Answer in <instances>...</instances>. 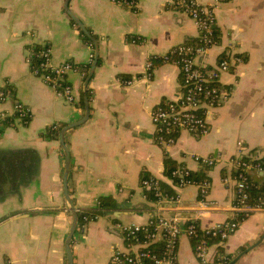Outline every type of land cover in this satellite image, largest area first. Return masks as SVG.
Listing matches in <instances>:
<instances>
[{"label": "crops", "instance_id": "1", "mask_svg": "<svg viewBox=\"0 0 264 264\" xmlns=\"http://www.w3.org/2000/svg\"><path fill=\"white\" fill-rule=\"evenodd\" d=\"M132 1L135 8L127 9L111 0H69L68 10L89 34L85 40L64 11L66 0H0V90L10 92L0 104V264H68L72 216L63 196L64 156L58 135L46 133L59 134L81 120L85 100L88 119L64 134L68 195L85 216L69 244L73 264H109L112 251L125 244L119 227L146 226L153 218L157 206L140 187L144 177L176 194L179 203L166 213L181 224L192 221L204 231L238 220L234 184L224 180L235 175L233 161L264 158V0H225L215 9V44L196 62L210 73L229 61L219 77L228 98L210 111L205 137L183 132L168 149L155 142L150 114L174 101L182 82L176 59L163 57L178 45L196 44L199 36L172 0ZM41 47L51 50L53 64L79 68L91 66L89 57L97 53L86 87L82 70L67 76L73 104L31 74L29 52ZM16 103L31 113L26 126L12 116ZM169 163L192 173L205 168L210 209L200 204L196 186L176 189L165 174ZM249 174L264 180L261 173ZM101 199L109 202L103 213ZM208 249L219 264H264V213L248 216ZM176 264H199L186 235L178 240Z\"/></svg>", "mask_w": 264, "mask_h": 264}, {"label": "built area", "instance_id": "2", "mask_svg": "<svg viewBox=\"0 0 264 264\" xmlns=\"http://www.w3.org/2000/svg\"><path fill=\"white\" fill-rule=\"evenodd\" d=\"M113 3L122 5L127 9L135 8L132 0H111ZM224 0H213V4L202 5L196 0H172L179 11L187 15L195 24L199 36L200 45L192 46L182 44L173 48L163 61L168 62L170 57L176 56L175 64L180 70L182 91L177 98L169 103L158 106L150 114L151 123L155 132V142L165 148H171L176 142L180 133H187L195 139L205 137L209 131L208 116L212 109L218 107L221 102L228 98V93L221 88L219 77L228 71L230 63L227 60L219 62L210 73L202 69L196 62L198 58H203L211 49L214 42L213 26L214 11ZM216 7V8H215ZM215 8V9H214ZM37 53L29 52L27 63L30 66L31 74L41 80L46 86L51 88L58 97L67 104L74 103V95L71 86L66 79L68 74L78 72L76 66L70 63L53 64L51 60V50L47 47L37 48ZM38 57L41 62L37 68L31 67V58ZM91 63L92 56L89 57ZM238 61V60H236ZM150 67V65L148 66ZM129 84V82H127ZM10 99V92L0 90V104H4ZM31 113L21 104L16 103L13 107V118L21 123H27L31 118ZM5 115H1L4 120ZM240 151V150H239ZM242 153V152H241ZM242 155V154H241ZM193 160L202 166H211L212 162L193 157ZM235 175L232 179H225L224 182L232 181L235 191V202L233 211L236 212L238 220L217 224L211 229L202 231L205 236L219 239V242L227 239L236 231L238 225L248 216L264 213V195L255 199L250 198L249 190L251 183L250 172H257L264 175V165L248 164L241 160L233 161ZM189 170L185 167L176 169L172 173L175 178L174 185L177 190H182L188 186H196L199 189L200 204L206 209H210L207 202L209 184L207 181L194 185L187 180ZM142 190H152L157 206L152 220L146 226H125L119 227L123 239L124 247L112 251L109 264H142V260H147L149 264H176L177 243L182 235H194L196 225H190L186 231L182 229L181 222L173 216L167 215V205H177V196L167 198L159 191L158 182L154 179L142 180L140 182ZM242 217L239 219V217ZM142 236V239L138 238ZM162 243L160 254L148 250L156 243ZM209 246L204 242L195 248V257L199 264H219L218 258L209 257ZM140 249H146L141 252ZM3 264H13L10 260H5Z\"/></svg>", "mask_w": 264, "mask_h": 264}, {"label": "trees", "instance_id": "3", "mask_svg": "<svg viewBox=\"0 0 264 264\" xmlns=\"http://www.w3.org/2000/svg\"><path fill=\"white\" fill-rule=\"evenodd\" d=\"M213 35H214V30H213ZM84 38H85V40H89L85 36H84ZM189 45L199 46L200 45V41L198 40L196 42V44L193 43V44H189ZM37 50L38 49L34 50L33 53L36 54ZM171 58L172 57H170V59ZM173 58L176 59V56H173ZM40 62H41V60L38 57L35 56V57L31 58L30 65L33 68H37V66L40 64ZM89 67L90 66H85L84 68L83 67L82 68L76 67L78 72H80L82 70L81 72H82L83 77H84L85 80H86V77H87V74H88ZM4 123H7V124L10 123L9 119H7ZM46 134H47L46 138L57 139L58 132L57 131L56 132L55 131H51V129H49ZM241 161L242 162H247L248 164H261V165H264V158L259 160V161L253 162V163L248 162L247 158H244ZM178 168H181V167L173 166L172 163H169L167 165V169H166L165 174H166V177L172 182L173 185L176 184L177 180L175 178H172V173ZM204 169H205L204 167H201V170L198 171L197 173L189 172V176L186 179L189 180V181H192L194 183V185H197L199 183H203V182L207 181V178L205 177V174H204V171H205ZM142 180H148V179L146 177H144ZM249 180H250V183H251V188L249 190L250 198L251 199H255V198L259 197V196H263L264 195V180H259L258 181L255 178H253L252 174L251 175L249 174ZM158 185H159V191L161 192V194L163 196H166L167 198L176 196V194H174L171 191V189L169 187H167L165 184H161V183L158 182ZM144 195H145V198H146L147 201H150V202H155L156 201V198L154 196V192L152 190H145L144 191ZM108 206H109L108 200L101 199L99 207H98L99 211H101V213H103L104 211H106ZM79 217H80V222H81V220L83 218H85V216H79ZM93 217L89 216L87 218H91L92 219ZM240 218H242V217L240 216ZM193 224L197 226V224L192 223V221L185 222L184 224H182V229L186 231V229L190 225H193ZM196 228L197 229H195L194 235L187 236L189 238V240H190V244H191V246L193 248V251L202 242L207 244V246H210V245H212L214 243H218L219 242V239H217V238H212L210 236H205L204 233L199 230L198 226ZM138 238L142 239V236L138 235ZM148 250L153 251V253L160 254V252L162 250V243H156L155 246H151L150 248H148ZM140 251L141 252H145L146 249H140ZM142 264H149V262L147 260H142Z\"/></svg>", "mask_w": 264, "mask_h": 264}, {"label": "water", "instance_id": "4", "mask_svg": "<svg viewBox=\"0 0 264 264\" xmlns=\"http://www.w3.org/2000/svg\"><path fill=\"white\" fill-rule=\"evenodd\" d=\"M68 2L69 0H66L65 4H64V11L66 12L67 16L71 19L72 22H74V24L80 29V31L87 37H89V34L87 33V31L85 30V28L82 26V24L79 22V20H77V18H75V16L68 10ZM96 62H97V53H95V57L94 60L90 66V69L88 71V75L86 77L85 83H84V87L87 86L90 78L92 77L93 71L96 67ZM85 104V114L83 116V118L71 125L65 126L64 128H62L59 131L58 134V142L59 145L61 147V150L63 152V156H64V163H65V170H64V175H63V180H62V185H63V196L65 201L68 204L69 207V212L71 213L72 216V221L69 227V231L67 234V238L65 241V254H66V258H67V262L68 264H73V260H72V256H71V252L69 249V244L71 242V239L76 231L77 225H78V220H79V214L77 213V210L75 209V206L73 204V201L69 198L68 195V191H67V177L69 174V168H70V164H69V153L67 151V148L64 144V134L75 128L78 127L80 125H82L87 119H88V107H87V100L84 101ZM165 208L167 209H172L174 208L173 206H166ZM236 262V260H233L230 264H234Z\"/></svg>", "mask_w": 264, "mask_h": 264}, {"label": "rangeland", "instance_id": "5", "mask_svg": "<svg viewBox=\"0 0 264 264\" xmlns=\"http://www.w3.org/2000/svg\"><path fill=\"white\" fill-rule=\"evenodd\" d=\"M212 1H213V0H212ZM224 1H225V0H224ZM224 1H223V2H224ZM223 2H222V3H223ZM211 4H213V2H212ZM209 5H210V4H208V6H209ZM215 8H216V7H215ZM215 8H214V9H215ZM214 12H215V11H214ZM186 16H187V15H186ZM213 16L215 17L214 14H213ZM187 17H188V16H187ZM188 18H189V17H188ZM189 19H190V18H189ZM190 20H191V19H190ZM214 20H215V19H214ZM191 21H192V20H191ZM192 22H193V21H192ZM193 23H194V22H193ZM181 45H182V44H181ZM178 46H179V45H178ZM176 47H177V46H176ZM90 56H91V55H90ZM55 65H56V64H55ZM40 81H41V80H40ZM53 92H54V91H53ZM54 93H55V92H54ZM55 94H56V93H55ZM56 95H57V94H56ZM22 106H23V105H22ZM23 107H24V106H23ZM24 108H26V107H24ZM30 116H31V115H30ZM30 119H31V118H30ZM30 119H29V121H30ZM29 121L25 124V123H21V122H19V121L16 120V122H19V123H20L21 125H23V126H26V125L29 123ZM174 145H175V144H174ZM172 206H173V205H172ZM172 209H173V208H172ZM167 215H168V214H167Z\"/></svg>", "mask_w": 264, "mask_h": 264}]
</instances>
